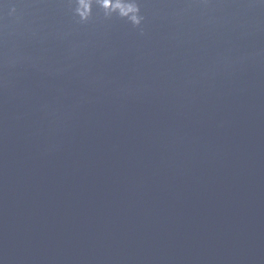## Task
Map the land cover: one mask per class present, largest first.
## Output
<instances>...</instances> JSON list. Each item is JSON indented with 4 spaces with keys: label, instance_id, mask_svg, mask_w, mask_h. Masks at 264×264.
Segmentation results:
<instances>
[{
    "label": "water",
    "instance_id": "1",
    "mask_svg": "<svg viewBox=\"0 0 264 264\" xmlns=\"http://www.w3.org/2000/svg\"><path fill=\"white\" fill-rule=\"evenodd\" d=\"M0 0V264H264V0Z\"/></svg>",
    "mask_w": 264,
    "mask_h": 264
},
{
    "label": "clouds",
    "instance_id": "2",
    "mask_svg": "<svg viewBox=\"0 0 264 264\" xmlns=\"http://www.w3.org/2000/svg\"><path fill=\"white\" fill-rule=\"evenodd\" d=\"M74 13L81 23H87L93 16V6L102 9L105 19L127 20L133 27L140 28L145 17L139 0H72Z\"/></svg>",
    "mask_w": 264,
    "mask_h": 264
}]
</instances>
